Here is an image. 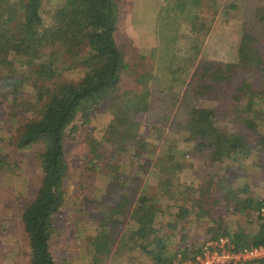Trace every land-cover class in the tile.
Here are the masks:
<instances>
[{
	"label": "trees",
	"instance_id": "16d2710c",
	"mask_svg": "<svg viewBox=\"0 0 264 264\" xmlns=\"http://www.w3.org/2000/svg\"><path fill=\"white\" fill-rule=\"evenodd\" d=\"M202 2L203 0H177L172 9H185L183 12H186L188 8L200 7ZM119 6V0H55L52 10L47 13L48 19H45L42 14L43 0H0V126L10 124L11 129L7 136H0V175H3L8 166L19 164L14 160L15 152L30 148L38 142L42 145V150L37 155L42 173L40 186L34 200L25 202L22 207L21 223L29 248V264H56L50 251V242L56 232V217L61 214L65 205L64 183L69 172L66 133L71 125L73 130L78 128L72 124L77 118H81L82 125L85 126L94 122L104 126L103 131L107 132L111 138L108 140L115 146L109 163V199H112V191L119 192L130 187L132 181L138 183L130 197L112 194L116 199L113 207L103 201L99 203L105 205L106 209L101 211V216L112 215V219L105 216L103 220H112L117 229L112 231L105 225L103 230L90 240L92 251L89 249L88 252L96 264H102L115 248V236L120 234L121 229L118 227L122 225L115 216L125 217L130 212L133 224L120 239L126 241L124 244L127 247L132 245L145 255L146 262L141 264H174L178 260L177 256L168 251L170 238L159 236L155 223L161 216L160 213H166L160 204L161 200L164 201L163 204L168 202L167 208L172 209L175 206L174 200L178 197L175 195H185L190 191L187 186H178L183 189L181 194L164 192L175 180L174 175L181 172L182 167L180 163L164 162V156L172 155L169 152L155 160L144 156L155 154L153 149L151 152L146 150L154 131L162 130V136L164 131L181 134L182 141L192 145L190 149L211 152L213 163L232 158H246L256 147L262 148L264 152V133L255 124L256 121H264V105L255 110L254 106L258 103H245L246 114L253 120L243 121L247 125L245 128L251 131L256 145L249 140L251 135L248 132H223L218 126L219 112L211 106L201 105L210 100L204 98L216 85L229 81L225 83L228 86V83L242 80L243 75L237 72L232 77L229 75L241 64L248 66L250 77L258 76L259 73L264 77V49L259 46L258 41L252 38L250 33L242 37L238 63L221 67L206 63L203 74L200 77L199 73L194 74L193 82L182 98L165 93L162 94L164 98L160 100L155 97V92L147 83L140 93H134L132 96L127 94L129 97L120 99V85L123 79L129 78L128 73H125L130 69V65L117 41ZM256 17L264 27V6L257 11ZM197 20L196 14L194 24L191 25L195 33ZM258 21L254 24L257 28ZM169 64L171 66L172 61ZM64 70L79 73L76 78H68ZM169 74L171 82L179 81V78L172 77L170 72ZM209 78L211 83H208ZM194 80L198 84L195 85ZM246 81L247 75L244 82ZM239 85L240 88L242 84ZM250 92L254 98H262V89H252ZM167 97L174 101L178 98L175 102L180 103L177 116L168 112V107L159 106V102ZM115 103L122 106L128 119L148 125L145 127L148 131H142L140 128L142 134L139 132L140 134L131 136L125 125L121 127L122 123L117 126L113 118L109 123L107 116L111 115L108 111ZM236 108L239 111L245 110L243 106ZM182 113L185 115L183 121L180 118ZM106 119L108 124H100L107 123ZM97 128L99 127L96 126ZM1 132L2 135L5 133L4 130ZM89 133L93 135V128ZM96 141L97 139L88 141L90 156L91 151L93 154L97 151ZM131 147L134 148L132 153L129 149ZM123 153L128 157L132 154L133 159L138 158V163L132 160V165L126 173L120 171V163H117ZM95 161L93 159L91 163ZM135 163L137 170L134 173L129 172ZM147 172L153 176V183L158 181L157 186L163 181L162 196H158L156 192L151 195L146 193L149 188L153 190L149 184H143L140 176L146 175ZM123 180L127 182L125 185ZM192 191L201 196L194 198L196 200H193V204L187 201L192 200L191 195L179 199L180 213L173 214L178 221H185L193 214V205L199 207L202 215L212 211H204L205 204L202 202L209 203V197H205L207 194H204V190L196 188ZM235 197L233 200L236 203V212L242 213L246 208L255 209L258 222L263 221L260 213L264 209V201L252 204V200L245 201L240 194ZM263 223L260 224V231H256L251 237L239 233L231 234L227 229L218 226L213 229L214 240L228 237L235 250L263 244ZM167 227L176 229V225L172 224ZM115 250L117 251L116 248ZM188 253L189 251L185 250L182 258H191L195 252L191 255V252Z\"/></svg>",
	"mask_w": 264,
	"mask_h": 264
},
{
	"label": "rangeland",
	"instance_id": "374dc122",
	"mask_svg": "<svg viewBox=\"0 0 264 264\" xmlns=\"http://www.w3.org/2000/svg\"><path fill=\"white\" fill-rule=\"evenodd\" d=\"M176 1L119 0L117 41L130 65V69L125 73H128L129 78L123 79L120 85V99L140 93L147 83L155 92V97L160 100L164 98L162 94L165 93L182 98L193 82L194 74L199 73V77L203 74L206 63L221 67L240 62L239 49L242 37L249 33L264 49V27L256 17L257 11L264 6V0H203L200 7L188 8L186 12H183L185 9L183 11L172 9ZM54 2L55 0H43L42 14L45 19H48L47 13L52 10ZM196 14L198 20L194 29L197 33L191 27ZM256 20L259 23L258 28L254 25ZM170 61H172L171 66ZM247 71L248 66L241 64L236 67L229 75L232 77L237 72L243 75L242 80L228 83V86L225 83L229 81H223L204 98L210 100L205 104L201 103L219 112L218 126L223 132L242 131L251 135V131L245 128L247 126L245 121L253 119L247 116L245 103H258L254 106L255 110L264 105V77L260 73L258 76L250 77ZM64 72L68 78H76L79 73L74 70H64ZM169 72L172 77L179 78V81L171 82ZM246 75L247 81L244 82ZM208 80V83H211V79ZM194 81L195 85L198 84L196 80ZM239 83L242 84L240 88ZM252 89H262V98H254L250 92ZM127 94L129 96H126ZM178 98L174 101L167 97L159 102V106L168 107L167 111L177 116L180 103L175 104V102ZM236 106L238 108L243 106L245 110L239 111ZM108 112L111 115V117L107 116L109 123L112 118L115 119L117 126L122 123L121 127L125 125L131 136H136L139 132L142 134L141 130H147L145 127L148 125L144 122L140 124L128 119L122 106L117 103ZM250 116L254 117L253 114ZM180 118L183 121L185 115L182 113ZM72 124L78 128L73 130L71 125L66 133L69 172L64 183L65 205L61 214L56 217V232L50 242V251L56 264H96L88 252L89 249L92 251L89 246L90 240L102 231L105 225H108L112 231L117 229L113 226L112 220H103L105 216L112 219V215H102V217L101 211L104 212L106 209L105 205L99 203L103 201L113 207L116 199L112 194L118 193L130 197L138 183L132 181L130 187L119 192L112 191V199H109L107 195L111 183V175L108 174L109 163L115 146L107 132L103 131L104 126L95 122L87 126L82 125L81 118H77ZM100 124L106 125L108 122ZM255 124L264 133V121H256ZM2 125L0 136H7L11 130L10 124L3 125L4 128ZM96 126L99 128L96 129ZM92 128L93 135H89ZM1 130L5 132L3 135ZM163 133L164 136L162 130L154 131L146 150L151 152L153 149L155 154L149 153L144 156L155 160L162 158L168 152L172 154L164 156V162L180 163L182 170L174 175L175 180L164 189V192L181 194L183 189H179L178 186H187L190 191L185 195H175L178 197L175 198L173 203L175 206L172 209L167 208L168 202L163 204L164 201H160L166 213H160L161 216L157 218L155 227L159 229V236L170 238L168 251L179 259L183 257L185 250H188L189 253L191 252L190 255L195 252L189 255L193 257L204 244L214 240L213 229L218 226L227 229L231 234L239 233L247 237H251L256 231L259 232L263 221L258 222L257 211L246 208L242 213L236 212L233 197L236 198L235 195L240 194L245 201L252 200V204L264 201L263 149L254 148L251 155L246 158H232L213 163L211 152L190 149L192 145L184 143L182 135H178L177 132ZM95 139L98 148L94 154L91 151L90 156L91 148L88 141ZM253 139L251 135L249 140L256 145ZM41 148L42 145L38 142L30 148L15 152L14 160L19 164L8 166L3 175H0V264H29V248L25 242L21 223L22 207L25 202L34 200L40 186L42 173L37 155ZM129 149L130 153L134 152L133 147ZM125 155L123 153L117 161L120 163V171L124 173L131 167L132 160L138 163V158L133 159L132 154H129V157ZM92 158L96 160L93 163H91ZM136 163L129 172L134 173L137 170ZM140 176L143 184L153 187V190L147 189L146 193L151 195L156 192L158 196L164 194L161 189L163 181L157 186L158 181L153 183V176L148 172ZM123 183L125 185L127 182L123 180ZM196 188L204 190V194H207L205 197H209L207 199L209 203L202 202L205 204L204 211H212L202 215L199 207L193 205L195 207L192 209L193 214L185 221H178L173 214L180 213L179 199L191 195L192 200L187 201L193 204V200L201 196L192 191ZM115 217L122 223L118 227L121 229L120 234L115 236L114 247L117 251L114 248L102 264L145 263V255L134 249L132 245L127 247L124 244L126 241L120 239L133 224L130 219L131 212L125 217ZM168 224L176 225V229L167 227Z\"/></svg>",
	"mask_w": 264,
	"mask_h": 264
},
{
	"label": "built area",
	"instance_id": "2783aa9c",
	"mask_svg": "<svg viewBox=\"0 0 264 264\" xmlns=\"http://www.w3.org/2000/svg\"><path fill=\"white\" fill-rule=\"evenodd\" d=\"M264 222V209L260 213ZM174 264H264V243L235 250L231 239L222 237L204 244L191 258Z\"/></svg>",
	"mask_w": 264,
	"mask_h": 264
}]
</instances>
